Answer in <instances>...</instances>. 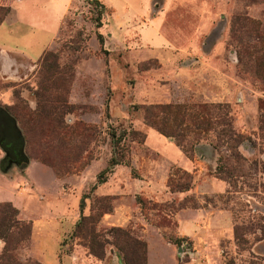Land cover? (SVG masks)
Instances as JSON below:
<instances>
[{"label": "rangeland", "instance_id": "obj_1", "mask_svg": "<svg viewBox=\"0 0 264 264\" xmlns=\"http://www.w3.org/2000/svg\"><path fill=\"white\" fill-rule=\"evenodd\" d=\"M15 4L41 40L68 10L0 75V203L30 229L0 237V264H159L153 244L175 264H264V0H0V19ZM198 102L228 103L239 160L213 132L187 155L139 108Z\"/></svg>", "mask_w": 264, "mask_h": 264}, {"label": "trees", "instance_id": "obj_2", "mask_svg": "<svg viewBox=\"0 0 264 264\" xmlns=\"http://www.w3.org/2000/svg\"><path fill=\"white\" fill-rule=\"evenodd\" d=\"M2 20L3 18L0 19V23ZM139 108L147 125L165 136H172L176 144L187 155L193 153L195 146L205 145L201 144L202 141L206 140L205 137L209 132H213L218 140L224 142L225 149L230 150V155L233 159L239 160L242 157L236 151V146L241 142L239 140L241 135L232 127L228 103H158L141 105ZM133 134L137 133L133 131ZM232 142L237 144L235 149ZM188 143L192 149L187 147ZM212 147L216 149L215 144H212ZM17 214L18 210L9 202L0 203V237L6 238L14 230L21 235V240L27 237L30 229L27 223H23L22 220L16 218ZM258 229L261 233H264L263 225L258 227ZM254 232L251 227H246L242 235L254 234ZM92 234L93 232H90V236ZM234 235L237 240H240L237 227L234 229Z\"/></svg>", "mask_w": 264, "mask_h": 264}, {"label": "crops", "instance_id": "obj_3", "mask_svg": "<svg viewBox=\"0 0 264 264\" xmlns=\"http://www.w3.org/2000/svg\"><path fill=\"white\" fill-rule=\"evenodd\" d=\"M21 1L22 0H19V2ZM70 1L71 0H69V2ZM22 3L28 4L27 1H23ZM17 7L15 4V6H13L10 10L9 14L0 23L1 76L11 77L15 75L14 73L19 69L18 67L20 66V63H18L17 60L18 57H22L23 61H26L28 65L30 62L38 60L44 50L51 44L58 32L61 20L68 10V7L65 6V8L61 11V16H58L60 19L59 23L55 21L53 26L50 27L49 33H47V35L44 37L45 39L43 38L41 40L38 34L40 31H38V29L35 30L34 26V22H36L40 16H24L22 11L17 9ZM19 14L23 16H19ZM32 47L36 48L38 52L36 55L31 53L32 51L30 50ZM163 139H165V137H163ZM165 141L166 143L162 142V144L166 145V147L167 144L170 145L171 143L172 146H175L177 149H179L172 141L167 139ZM180 153L183 157V161H181V159H177V161L172 159V161L183 165L185 168L192 167V161L186 158L182 152ZM199 216L200 215L198 212H190L186 218H179L178 225L180 229V236H188L190 233H194L196 228L201 226L199 222ZM221 219L224 221V227L228 228L230 222L227 215H220V218H216L213 221H219ZM153 248L156 249V253L160 257L159 264H166L165 255H167V258L172 261V264L176 263V257L174 256L171 244L160 246V250L158 246H154L153 244L152 249Z\"/></svg>", "mask_w": 264, "mask_h": 264}]
</instances>
